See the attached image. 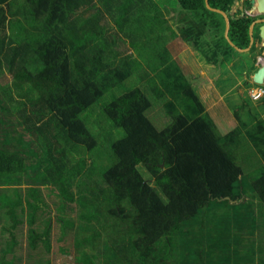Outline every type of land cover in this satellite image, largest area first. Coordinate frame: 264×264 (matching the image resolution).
<instances>
[{
  "label": "trees",
  "instance_id": "trees-1",
  "mask_svg": "<svg viewBox=\"0 0 264 264\" xmlns=\"http://www.w3.org/2000/svg\"><path fill=\"white\" fill-rule=\"evenodd\" d=\"M240 1L252 7L251 0L209 3L228 14L229 39L244 50L257 18L232 14ZM167 3L0 0V178L6 176L10 186L33 185L21 203L29 209V248L37 251L42 242L50 255L26 264H50L54 222L65 237L78 229L84 242L109 249L75 256V264H94L95 257L101 264H264V253L257 257L254 247L242 245L245 235L256 233L255 209L264 216V108L242 96L229 106L236 127L220 133L168 44L180 37L215 66L236 58L239 66L246 56L230 45L225 18L205 0H177V21L176 14L165 17ZM256 38L261 41L254 33ZM255 42L247 53L250 65L243 68L249 75L259 70L264 53ZM133 77L143 79L145 87L126 88ZM252 84L245 82L246 88ZM155 103L165 118L161 127L149 115ZM97 106L99 114L89 124L86 114ZM10 115L16 120L11 125L43 149L44 160L37 165L26 163L22 149L11 145L24 139L22 133L10 136L5 122ZM244 138L249 152L242 150ZM41 185L56 192L62 216L51 215ZM248 189L256 204L241 224ZM73 203L78 226L63 217ZM213 208L235 215L232 232L230 226L222 228L208 242L202 230L189 225ZM45 215L49 220L39 234L33 226ZM12 245L0 264H19L16 257L6 258ZM221 249L232 254L222 257ZM58 252L72 258L69 250Z\"/></svg>",
  "mask_w": 264,
  "mask_h": 264
},
{
  "label": "rangeland",
  "instance_id": "rangeland-1",
  "mask_svg": "<svg viewBox=\"0 0 264 264\" xmlns=\"http://www.w3.org/2000/svg\"><path fill=\"white\" fill-rule=\"evenodd\" d=\"M168 3L166 4L167 10H169L171 13H169L166 9L163 11L166 14V18L169 20L173 18L176 14V21L178 13L174 12L173 9L178 7L180 8L177 0H167ZM240 12V13H239ZM239 14L249 16V17H257V11L255 7L252 5L250 9L246 8V5L243 3V1L237 2L233 9L232 14ZM238 15V16H239ZM262 16V15H261ZM264 16V15H263ZM176 21H171L172 26L177 30L178 26ZM255 35L257 36L259 34V27L255 28ZM211 37H207L206 42ZM255 42V41H254ZM257 42V43H256ZM255 46L259 50L261 49V41H259L258 38H256ZM168 49L171 53V56L180 64L182 67L185 75L187 78L192 82L194 89L196 90V93L199 95L200 99L204 103L207 111L210 113L212 118L215 120L220 133L226 134L230 132L232 129L236 127V120L233 115V112L229 109V106L231 104H235L239 98L242 96L246 97L249 96L255 102H258V106H261L264 108V102H260L263 98L264 94V83L263 85L255 86L252 83H254L253 76L249 75L246 71L243 70V68H248L250 65V58L248 57V52L244 53L243 56H246V59L243 61V64L239 66H236V63H238L239 58H236L234 62H227L224 65L215 66L208 62L206 58L204 57L203 53L201 51L195 50L192 48L191 45L187 44L185 41L182 40V38H176L172 40L168 44ZM260 60V57H259ZM236 66V67H235ZM143 75V74H141ZM248 81L252 86L250 88H246L245 82ZM135 84L136 86L145 87L143 83V79L133 77L131 81H127L124 85L125 87H131L132 84ZM256 84V83H254ZM257 85V84H256ZM124 87V86H123ZM122 87V88H123ZM262 93V95L260 96ZM153 101L154 98L152 96H149ZM108 95L104 98L102 101L103 103L108 102ZM262 98V99H261ZM261 99V100H260ZM101 105H99L100 107ZM99 107H96V110L94 112H87V117L89 118L88 123L90 124V120H92V117H94L99 114ZM161 105L159 103H155V106L153 107L152 111L149 112V115L152 119V121L157 124V126H162L165 123L164 116L161 115ZM5 122H7L8 130L12 132L10 136L18 138L19 133L23 134L24 141L19 144V142L15 143L13 142L12 146H18L20 149H22L23 154L25 156V161L28 164H36L40 163L42 160H44V153L41 146L37 145L31 137H29L28 134H25L22 132V129L20 126H13V122L15 123V117L13 118V115L7 116L5 119ZM0 136L1 133H0ZM2 138L0 137V142H2ZM242 150L245 152H249L252 150L251 144L247 141V139H242ZM8 146H10V143H8ZM12 149V147H8ZM36 152L39 159L34 157L32 153ZM37 165V164H36ZM43 168V167H42ZM41 171L38 170L36 175L34 176L35 179H38L40 177ZM32 180V174L29 173ZM24 178H27L28 176L24 175ZM28 183V182H26ZM32 183L29 181V184ZM33 185H21V196H18L19 198L22 197V193L25 191V193L28 194L30 188L32 189ZM27 188V189H26ZM41 190H43V196H47V203H49L50 208L52 211V216H62L63 213L56 210V206L59 204V198L56 196L55 191H51L50 189L45 190V186L41 185ZM5 194L9 193L10 195L13 194L12 189L5 188L4 189ZM251 191L248 189L247 191V197L243 201V204L245 205L242 208V214H244V218L241 221V224L246 222L250 217L252 213V208L249 207L253 202L256 204L255 200L252 201L251 197ZM17 195V194H16ZM71 209H69L66 214L63 217H66V219H69L75 223V226H78V208L75 206V203L69 205ZM245 207L250 208L249 210ZM232 209V208H231ZM14 210V208H13ZM10 208H4L2 213V222H0V249L2 252L7 248L10 247L12 244H14V250L11 253H8L6 258H17V261L19 264H26V260L31 261H38L39 260H45L48 256L46 252V248H44V245L42 242H38L37 251L31 250L29 248L30 244V231L31 228L29 223V209L25 208L22 209L21 207H16L14 211V215L10 213ZM256 211L257 220L255 221V229L256 233L252 236V234L245 235V244L243 242V246H252L254 247L256 251L255 256H260L262 253H264V227H262L264 223V216L259 215L258 211ZM41 213V212H40ZM42 214V213H41ZM235 215V212L231 210V218L230 216L225 213V211L221 208H213L209 211H205V214L198 215L189 225V229L192 227H195L197 231L202 230L204 232L205 239L209 242L210 240L216 239L218 237V234L222 230V228L225 229V227L230 226V232H232V222L234 221V218L232 216ZM43 219H40L34 226L33 229L41 234L45 231V220L48 219V217L42 216ZM53 219V218H52ZM49 220V219H48ZM3 226V228H2ZM54 229L51 233V243H52V249L53 253L51 257L49 258L50 264H64L66 262L67 264H75L74 257L80 255L81 258L87 254L88 252L93 255H100L99 251H103V247L100 245L95 247H92L89 243H86L82 240L83 235L81 230L76 229V231L73 232V234L69 237H65L62 235V232L60 230V224L53 223ZM9 234H7V233ZM250 232V231H248ZM231 234V233H230ZM86 235H90V233H86ZM16 238V239H14ZM104 238V237H103ZM102 238V241L104 240ZM250 240H253V244ZM59 241V242H58ZM97 244V243H96ZM193 243L189 242L188 246L186 244V247H191ZM13 246V245H12ZM235 246V245H234ZM59 247H62L63 249L69 250L72 254V258L65 256L62 252H58ZM100 249V250H99ZM105 250V248H104ZM109 249H106L105 252H107ZM104 252V251H103ZM104 252V253H105ZM182 254H186V251L184 250V247L181 249ZM217 253L224 256H230L232 254L231 251H225L223 252L222 249L218 250ZM2 254V253H1ZM58 254V255H57ZM235 256H237L236 253H234ZM238 257V256H237ZM100 258L95 257L94 258V264H101ZM64 261V262H63ZM218 262H221V259L218 260ZM144 264H151V261H148Z\"/></svg>",
  "mask_w": 264,
  "mask_h": 264
},
{
  "label": "water",
  "instance_id": "water-1",
  "mask_svg": "<svg viewBox=\"0 0 264 264\" xmlns=\"http://www.w3.org/2000/svg\"><path fill=\"white\" fill-rule=\"evenodd\" d=\"M205 2H206V7L209 10H211L213 12H217L225 18V22H226L225 37L228 40V42L230 43V45L233 46L237 51L245 53L251 49L252 45L254 44V40H255L254 39L255 30L254 29L257 25H261L259 28V33H260L261 40L264 41V19H258L251 24L250 29H249V34H250V45H249V47L247 49H244V50L239 49L229 39L230 19H229L228 14L221 11V10H217V9L212 8L210 6L209 0H205ZM251 4L255 7L258 16L264 15V0H251ZM253 80H254V83H256L257 85H263V83H264V62L261 63V67L254 74Z\"/></svg>",
  "mask_w": 264,
  "mask_h": 264
},
{
  "label": "crops",
  "instance_id": "crops-1",
  "mask_svg": "<svg viewBox=\"0 0 264 264\" xmlns=\"http://www.w3.org/2000/svg\"><path fill=\"white\" fill-rule=\"evenodd\" d=\"M262 41V40H261ZM262 46V45H261ZM264 47V46H262ZM247 53V52H246ZM260 63V60L258 61V64ZM11 188L12 189V193L13 194H5L4 189L5 188ZM21 186L20 185H7L6 183V176H1L0 178V222H2V213L4 208H10L11 210H13L12 208H16V207H21L23 204L25 205L27 202V198L28 195L27 193H25L26 190H24V192L22 193V197L19 198L18 196H21ZM27 189V188H26ZM16 190H18L17 195H16ZM32 191V189L30 188L29 192ZM22 203V205H21ZM3 228V226H2ZM1 230V228H0ZM7 233V232H6ZM9 234V233H7ZM2 253V254H1ZM3 254L4 251L2 252V250L0 249V263L2 262L1 260L3 259Z\"/></svg>",
  "mask_w": 264,
  "mask_h": 264
},
{
  "label": "flooded vegetation",
  "instance_id": "flooded-vegetation-1",
  "mask_svg": "<svg viewBox=\"0 0 264 264\" xmlns=\"http://www.w3.org/2000/svg\"><path fill=\"white\" fill-rule=\"evenodd\" d=\"M256 18H257V19H255V21L258 20V19H264V16H263V15H262V16H257ZM260 26H261V25H257L255 28H257V27L260 28ZM259 35H260V33H259ZM256 43H257V42H256ZM261 45L264 46V41H263V40L261 41ZM260 59H261V63H263V62H264V53L262 54V56L260 57ZM258 61H259V59H258ZM261 63H259L260 66H261Z\"/></svg>",
  "mask_w": 264,
  "mask_h": 264
},
{
  "label": "built area",
  "instance_id": "built-area-1",
  "mask_svg": "<svg viewBox=\"0 0 264 264\" xmlns=\"http://www.w3.org/2000/svg\"><path fill=\"white\" fill-rule=\"evenodd\" d=\"M257 93H259L260 96L262 95V93L260 94V92H257Z\"/></svg>",
  "mask_w": 264,
  "mask_h": 264
},
{
  "label": "clouds",
  "instance_id": "clouds-1",
  "mask_svg": "<svg viewBox=\"0 0 264 264\" xmlns=\"http://www.w3.org/2000/svg\"><path fill=\"white\" fill-rule=\"evenodd\" d=\"M260 61H261V59H260ZM261 63V62H260Z\"/></svg>",
  "mask_w": 264,
  "mask_h": 264
}]
</instances>
